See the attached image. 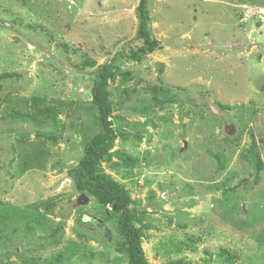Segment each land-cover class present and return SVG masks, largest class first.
Here are the masks:
<instances>
[{
	"label": "rangeland",
	"instance_id": "rangeland-1",
	"mask_svg": "<svg viewBox=\"0 0 264 264\" xmlns=\"http://www.w3.org/2000/svg\"><path fill=\"white\" fill-rule=\"evenodd\" d=\"M138 1L0 0V264L127 263L116 218L68 174L102 133L97 70L140 45ZM146 6L160 48L106 88L112 152L135 162L101 173L149 226V264H264V0Z\"/></svg>",
	"mask_w": 264,
	"mask_h": 264
},
{
	"label": "trees",
	"instance_id": "trees-1",
	"mask_svg": "<svg viewBox=\"0 0 264 264\" xmlns=\"http://www.w3.org/2000/svg\"><path fill=\"white\" fill-rule=\"evenodd\" d=\"M147 0H139L135 8V16L137 19L136 39L140 45L136 48H130L126 52H119L112 56L109 61L103 63L94 76L90 88V104L96 109L97 120L102 129V133L93 137L83 148L82 156L78 159L76 168L68 174L73 181L74 190L79 194H89L102 206L110 205L111 210L105 208L108 218H116L120 242L116 245L118 253L124 255L126 264H149L145 258L142 249L143 231L149 229L138 217L137 205L130 198L127 190L118 184L111 177L101 173L100 164L103 161H110L113 157H117L124 167H131L134 160L113 151V144L117 139V135L113 129L112 110L107 92V84L113 80L118 73L117 61L126 60L134 63L142 62L148 55H151L160 48V42L153 38L150 33V16L147 9ZM94 62L85 61L82 68L92 67ZM83 70V69H82ZM13 75L3 73L0 75V81L8 79ZM158 89V87H157ZM29 100V106H32L33 100ZM26 101V100H24ZM226 107H221L225 109ZM11 116V115H10ZM18 118L36 120L37 115H16L11 117L16 120ZM257 170L262 169L261 161L257 157ZM87 223V222H86ZM82 223L81 224H86ZM100 223V221L98 222ZM220 254L227 255L225 250H221ZM233 258H225L226 263H230ZM168 264H191L184 261H175Z\"/></svg>",
	"mask_w": 264,
	"mask_h": 264
},
{
	"label": "water",
	"instance_id": "water-1",
	"mask_svg": "<svg viewBox=\"0 0 264 264\" xmlns=\"http://www.w3.org/2000/svg\"><path fill=\"white\" fill-rule=\"evenodd\" d=\"M80 196L83 197V199H84L83 201H87L90 198L89 194H83V195H80ZM86 221H91V220L88 217H86Z\"/></svg>",
	"mask_w": 264,
	"mask_h": 264
},
{
	"label": "built area",
	"instance_id": "built-area-1",
	"mask_svg": "<svg viewBox=\"0 0 264 264\" xmlns=\"http://www.w3.org/2000/svg\"><path fill=\"white\" fill-rule=\"evenodd\" d=\"M245 15H246V14H245ZM245 15H244V16H245ZM105 208H106V210H108V211H110V210H111V207H110V205H106V206H105Z\"/></svg>",
	"mask_w": 264,
	"mask_h": 264
}]
</instances>
